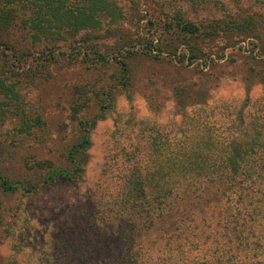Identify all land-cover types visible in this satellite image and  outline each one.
I'll list each match as a JSON object with an SVG mask.
<instances>
[{
	"label": "rangeland",
	"instance_id": "rangeland-1",
	"mask_svg": "<svg viewBox=\"0 0 264 264\" xmlns=\"http://www.w3.org/2000/svg\"><path fill=\"white\" fill-rule=\"evenodd\" d=\"M104 2L108 8L95 16V26L32 46L28 59L32 76L20 92L24 109L30 116L40 117L44 125L20 134V122L12 114L0 124V150L5 152L0 175L27 180L32 175L30 167L39 161L66 169L78 139L72 106L80 90L90 98L91 106L80 113L82 119L94 118L102 113V104H110L104 111L105 120L91 131L87 164L77 181L57 182L31 193L22 188L11 193L0 187V264H81V258L97 244L95 235L103 237L101 233L111 229L103 218L108 212L116 216V203L125 189L122 178L134 164L127 154H136L138 164L155 165L156 160L159 164L162 155L154 151V138L167 141L168 133L190 135L198 118L202 135L208 133L203 122L212 131L223 130L235 114L232 106L240 108L248 98H263L252 111L264 115V79L261 82L255 77H264L259 47L264 46V0ZM229 15L254 18L257 23L252 33L207 38L205 43L212 47L206 50L216 66L204 69L202 61L189 65V48H205L202 25ZM180 21L199 25L200 34L182 31ZM18 35L16 39L21 36L24 42H31L28 36L23 38L22 31ZM55 44L54 53L60 54L57 60L36 58L40 52L47 56L46 47ZM97 51L109 61L99 62ZM115 58L130 60L133 67L127 91ZM181 90H187L186 100L193 105L182 108L178 104L174 92ZM183 128L191 131L182 132ZM167 154L165 147L163 157ZM221 207L213 210L215 214ZM205 211L213 212L212 208ZM82 222L96 224L87 236L78 230ZM67 235L71 236L68 242ZM79 243L84 245L77 248ZM104 256L98 258L104 264L113 263Z\"/></svg>",
	"mask_w": 264,
	"mask_h": 264
},
{
	"label": "trees",
	"instance_id": "trees-1",
	"mask_svg": "<svg viewBox=\"0 0 264 264\" xmlns=\"http://www.w3.org/2000/svg\"><path fill=\"white\" fill-rule=\"evenodd\" d=\"M107 8L104 0H0V124L12 114L20 122V134H30L33 127L44 125L40 117L30 116L22 104L20 88L32 76L28 66L31 49L44 40L62 39L65 32L78 34L95 26V16ZM256 23L254 18L237 19L235 15L204 23L205 48H189V65L202 61L204 69L216 66V60L206 50L212 47L205 43L207 38L213 40L241 31L250 35ZM178 27L190 35L201 32L199 25L185 21H180ZM21 31L30 43L21 36L16 39ZM55 46H47L49 54L40 52L36 58L57 60L60 54L54 53ZM259 47L264 56V46ZM96 53L99 62L109 61L105 54ZM115 59L121 66V84L127 91L134 76L133 67L128 59ZM255 77L263 82V76ZM80 92L72 106L78 139L69 152L66 169L51 161L36 162L35 167H30L32 175L27 180L13 181L0 175L4 191L13 193L22 188L31 193L42 186L77 181L82 176L86 153L92 146L91 131L105 120L104 111L110 104H102V113L94 118L82 119L80 113L91 106L90 98ZM174 95L182 108L193 105L186 100L187 90ZM262 100L248 98L240 108L232 106L235 114L223 130L212 131L203 122L208 133L202 135L198 118L192 131L187 129L190 135L168 133L167 141L154 138V151L162 155L159 164L157 160L155 165L138 164L136 154H127L134 164L122 178L125 189L116 203V216L108 212L103 218L111 229L101 233V239L100 234L95 235L99 247L94 245L92 252L81 258V264H104L105 260L98 258L104 255L113 260L108 264H264V115L252 111ZM187 130L183 128L182 132ZM165 147L168 154L163 157ZM4 153L0 150V159ZM220 206L222 210L215 214ZM205 207L214 211L207 213ZM204 214L209 215L203 217ZM95 225L82 222L78 230L87 236L88 229ZM66 239L70 241L71 236ZM81 245L84 244L79 243L77 248Z\"/></svg>",
	"mask_w": 264,
	"mask_h": 264
}]
</instances>
